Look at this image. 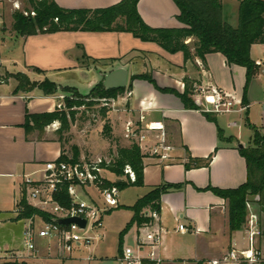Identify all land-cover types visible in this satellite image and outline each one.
Instances as JSON below:
<instances>
[{
	"label": "crops",
	"instance_id": "crops-1",
	"mask_svg": "<svg viewBox=\"0 0 264 264\" xmlns=\"http://www.w3.org/2000/svg\"><path fill=\"white\" fill-rule=\"evenodd\" d=\"M54 1L63 8H99L115 4L120 0ZM231 2H235L238 7L237 1L231 0ZM137 11L143 21L151 27L183 26L177 18L179 8L173 0H139ZM194 41L195 38L191 37L185 43L190 45ZM8 44H11L13 50L20 51L18 59L13 58L15 56L8 58L12 68L16 69L21 64L23 71L19 70V72L25 71L31 81L39 82L45 78H53L52 81L58 87H63L62 80L66 79L65 73L72 72H78L82 76L90 74L95 86L105 72L116 67L126 68L128 77L146 73L148 71L146 69H149L158 87L174 89L179 93L184 91V77L190 79L196 86L191 98L198 106L197 109L184 108L178 96L158 90L147 80L133 79L129 88L130 95L117 98L122 107L126 106L132 111L114 113L108 110V113L116 119L114 132L117 127L120 136L124 121L136 118L138 113L145 114L148 119H161L165 124L168 138L175 147L174 158L171 161L159 162L149 156L143 158V185L128 186L135 188L133 204L156 186L166 183L181 184L180 188L170 189L161 195L158 217L148 226L142 227L149 231L161 230L156 252L160 258L169 263L216 258L232 247L246 246V231L229 229L227 200L207 188L234 189L247 180L246 161L240 154L237 144L241 143L242 148L250 146L252 131L248 124L263 133L262 128L259 127L262 124L258 125L259 119L253 116L252 108L256 103L264 104V80L260 79L259 75L264 62L254 56L255 49H264V44H252L250 48V57L258 65V71L249 80L244 66L228 64L220 52L206 54L205 62L196 56L185 61L182 52L169 53L156 43L141 41L129 32L38 33L18 36ZM192 45H190L191 53L194 51ZM143 53L146 55V58L144 57L146 61L142 60ZM129 56L132 59L126 62ZM109 59L113 61L109 62ZM4 61L0 49V66L8 73L18 72L9 69ZM141 63L143 65L139 72L132 71L134 65ZM31 67H36L41 72L32 71ZM262 72L264 73V69ZM15 86V81L11 79L0 82V177L12 179V184H15L16 179L21 191L23 174L36 173L44 162L55 160L62 153L59 140L55 139L52 131L48 129L50 126L47 125L42 130L29 131L23 126L26 114L54 111L59 103L60 92L58 90L54 94H44L38 88L28 92H14ZM91 88L82 94L88 93ZM209 88L222 91L238 105L246 107L242 111V122L243 126L251 131L250 135L246 136L247 140L243 141L244 135L240 126L230 124L232 121H237L227 117L230 113L206 111L211 108V101L200 99L197 94L200 89ZM141 108L144 109L142 112H140ZM204 113H211L215 120H208ZM229 137L231 140H227ZM209 155L212 157L207 166L185 167L189 157L202 160ZM88 194L92 200L99 201L93 188L88 190ZM15 204L16 200L14 206ZM130 213L131 218L132 212ZM10 219L21 222L23 229V221L15 219L13 210H0V225L5 228L2 230L4 236L0 238V248L7 247L10 243L8 237L12 229L7 223ZM179 224L184 225L186 229L178 230ZM133 243L134 246L135 241ZM261 245L260 247L258 237L257 246L262 253L264 240ZM36 246L38 251L35 253L26 251L24 245L21 249V252L27 255L34 254L30 258L31 264H34L35 257L72 259V254L60 255L55 245L48 244L45 240L38 239ZM73 252H80V247ZM262 256L264 258L263 253Z\"/></svg>",
	"mask_w": 264,
	"mask_h": 264
},
{
	"label": "trees",
	"instance_id": "trees-1",
	"mask_svg": "<svg viewBox=\"0 0 264 264\" xmlns=\"http://www.w3.org/2000/svg\"><path fill=\"white\" fill-rule=\"evenodd\" d=\"M139 0H120L119 2L99 8H63L54 0H28L29 9L33 17L24 15L21 11L15 10L12 13V28L20 36H29L38 33H54L59 31H116L129 32L141 41L154 42L169 53L182 52L184 60H190L194 56L205 62V55L211 52H220L224 55L228 64H237L246 68L247 80L251 79L258 71V65L250 57L252 44H264V0H236L238 5V23L234 27L230 25L223 16L222 0H173L179 8L178 20L183 23L182 27L161 28L147 25L137 11ZM195 38L194 51L185 41L188 38ZM96 62V60H92ZM113 61L112 59L108 60ZM32 71L41 72L36 67ZM15 80L14 92H28L34 88L40 89L44 94H54L58 90H71L79 94L75 87H58L56 83L45 78L42 81H31L26 73L15 72L10 74ZM133 79H144L152 83L162 92L173 93L180 98L184 108L197 109L192 95V81L184 77V91L179 93L174 89L160 88L154 80L146 73L133 74L130 76L127 88H131ZM125 88L106 90L101 82L97 83L89 91L90 95L98 97H117ZM245 100H243L244 102ZM66 107L71 108L75 102L65 100ZM81 104V103H78ZM105 116V108L102 109ZM208 120L214 121L211 113H204ZM67 116L72 118L73 111L59 110L57 107L52 112L26 114L23 124L26 131L31 129L42 130L45 126L59 122L58 133L68 128ZM248 123V122H247ZM252 131V144L246 148H240L239 152L244 157L247 166V180L241 186L234 189H218L208 187L215 194L223 197L228 202V225L231 231L240 230L245 222V204L247 193H260L264 191V134L257 128L248 124ZM106 137L111 138V128L106 124L103 128ZM220 138H222L220 134ZM231 140V137L227 138ZM77 152H74L71 160L77 161ZM139 147L135 144L119 146L107 163L102 161V166L107 171L123 175V169L128 165L135 175V180L110 182L107 179L102 181V188L115 186L123 189L128 186L143 185V158ZM212 155L198 160L188 158L186 168L191 166H207ZM59 160H67L61 153ZM255 176L256 181L252 178ZM181 184H162L154 187L148 193L138 198L133 205L127 209L132 216L120 235L127 232L131 226L142 228L148 226L153 217L149 213L159 214L161 195L170 190L180 188ZM58 200L62 204H68L67 193L62 191ZM18 206L20 213L15 219L31 217L38 214L44 219L48 216L39 210L30 207L22 196ZM119 207V206H118ZM121 252V244H119ZM0 264H25L16 262H3ZM264 264V263H261Z\"/></svg>",
	"mask_w": 264,
	"mask_h": 264
},
{
	"label": "built area",
	"instance_id": "built-area-1",
	"mask_svg": "<svg viewBox=\"0 0 264 264\" xmlns=\"http://www.w3.org/2000/svg\"><path fill=\"white\" fill-rule=\"evenodd\" d=\"M33 14V12H31ZM3 25L0 16V49L2 45ZM130 93L128 94V96ZM197 97L211 101V108L206 109L212 113H242L246 107L238 105L234 99L228 97L222 91L209 88L200 89ZM117 97H102L103 106L114 113L131 112L126 106H121ZM142 110L144 109H140ZM132 117V116H131ZM239 126L237 121L230 123ZM122 139L139 147L144 156L153 157L159 162L171 161L174 156V145L169 140L166 127L161 119H148L143 113H138L136 118L124 121L122 127ZM104 159L95 161H73L71 159L49 160L44 162L36 173L23 174L21 176V194L16 200L13 213L15 218L21 211L18 203L23 196L27 205L46 214L48 219L35 214L18 220L23 221V245L29 253L38 251L36 241L38 239L53 244L62 256H69L73 250L81 246L88 247L101 240L103 228V216L119 206V189L115 186L102 188L100 185L106 179L102 172L106 171L100 164ZM109 162V161H105ZM37 175V176H36ZM126 181L133 182L135 175L132 169L126 165L123 169ZM108 180V179H107ZM93 188L99 197L92 200L88 190ZM62 191L67 193L69 202L62 204L57 196ZM153 219L158 217L155 213H149ZM77 217L85 220L81 227L75 222L63 224L58 219ZM186 228L179 224L178 230ZM246 246L244 248L232 247L223 255L198 261H182L169 263L159 257L156 249L160 241L161 230L147 231L144 236H137L134 246H127L121 250L119 262L121 264H261L264 258L257 246L259 225L257 216L250 213L246 220Z\"/></svg>",
	"mask_w": 264,
	"mask_h": 264
},
{
	"label": "rangeland",
	"instance_id": "rangeland-1",
	"mask_svg": "<svg viewBox=\"0 0 264 264\" xmlns=\"http://www.w3.org/2000/svg\"><path fill=\"white\" fill-rule=\"evenodd\" d=\"M236 1V0H235ZM238 2V1H237ZM223 3V16L224 19L232 26H236L238 23V7L235 2L231 0H222ZM239 5V2H238ZM29 9L28 0H0V16L2 19V25L4 27V32L2 34L3 44L1 45V54L3 59H5L4 64L13 71H23L22 65L19 64L18 67L12 68V65L9 63L8 58H17L20 51L13 50L14 48L11 44H8L9 41L15 40L18 36V32L12 28V13L15 10L21 11L24 15L33 17L32 11L26 10ZM41 34V33H40ZM7 42V43H6ZM195 42V41H194ZM192 42L190 45H194ZM5 44H8L6 46ZM190 45L188 44L189 48ZM192 45V46H193ZM194 47V46H193ZM255 58H259L264 62V49L256 48L254 51ZM142 60L146 61V55L144 53L141 55ZM129 62L132 57L129 56ZM141 64H136L133 66L132 71L139 72L142 67ZM113 66V65H112ZM264 69V65H262ZM262 69L259 72L260 79L264 80V73ZM146 70H148L146 72ZM145 72L148 74L155 82L154 77L152 76L149 69H146ZM25 72V71H24ZM23 72V73H24ZM0 66V82H6L8 79L15 81L10 74ZM106 73V72H105ZM65 78L62 80V86L67 87H76L81 92L75 94L71 90H59V103L57 108L63 111H73L74 116L70 118L67 116L68 128L58 133L57 129L60 127L59 122H53L49 124L48 129L52 131V136L55 139L59 140L61 145L62 153L67 157V159H72L74 152H77L78 160L82 161H95L98 158L104 159L105 161H110L112 155L116 152L117 147L126 146L128 143H125L119 132L115 130V117L111 116L108 113V107L103 106L100 99L95 95H90L89 92L82 94L85 91L87 92L91 87L94 86L92 76L87 74L86 76L80 75L78 72L74 73H65ZM53 78L49 79L52 81ZM130 76L127 80V85L129 83ZM16 83V82H15ZM125 87V90L118 96L128 97L129 89ZM196 86L192 83V88L195 90ZM77 90V91H78ZM261 95V93L259 94ZM72 100L75 104L71 108L66 107L65 100ZM128 99V98H127ZM81 103V104H78ZM103 108H105V116L102 115ZM252 114L258 120V125L264 134V104L256 103L253 105ZM227 117L234 118L239 123L240 129L243 132V141L247 140L248 135L251 131H248L246 126H243V113H230ZM262 117V118H260ZM54 124V125H53ZM108 125L111 128V138H108L103 133V128L105 125ZM114 126V128H113ZM46 127V126H45ZM258 129V128H257ZM260 131V130H259ZM252 134V132H251ZM252 140H251V144ZM110 182H121L126 181L123 175H116L106 171L102 172ZM10 178L0 177V210L7 211L13 210L15 208L14 201L20 197L21 191L18 188L17 180L15 179V184L11 183ZM253 181H256L255 176L252 178ZM135 188H123L119 189V207L113 209L106 213L103 216V228L101 230L102 237L98 242L91 244L88 247L81 246L80 252H72V259L64 260L60 258H50L42 259L40 257H35L33 260L34 264H121L119 258L121 252H119V244H121V249L127 246H133L137 236H144L145 233L149 230L147 228H135L131 226L126 233L120 235L121 231L126 227L127 223L130 220V211L127 209L128 206L133 204V198ZM139 191V190H138ZM250 213H253L257 216L258 225H259V246L261 247L264 240V191L260 193H247L246 195V204H245V222L242 226V230H245L246 220ZM6 220H3L5 222ZM11 221V222H10ZM6 221L12 229L11 234H9L10 243L7 247L0 248V263L3 262H16V263H25L31 264L30 258L34 256L27 255L21 252L23 248V236H22V223L15 222L16 220L10 219ZM14 222V223H13ZM4 226L0 225V238L4 236L3 231ZM25 251V250H24ZM264 254V252H262ZM53 255H55L53 253Z\"/></svg>",
	"mask_w": 264,
	"mask_h": 264
},
{
	"label": "water",
	"instance_id": "water-1",
	"mask_svg": "<svg viewBox=\"0 0 264 264\" xmlns=\"http://www.w3.org/2000/svg\"><path fill=\"white\" fill-rule=\"evenodd\" d=\"M127 78H128V71L124 67H116L106 73H104L101 76V84L104 89L110 90V89H120L125 88L127 85ZM238 148H242V144H237ZM57 222L68 224L70 222H75L79 224L81 227L85 225V220L80 219L77 217H69V218H63L58 219Z\"/></svg>",
	"mask_w": 264,
	"mask_h": 264
}]
</instances>
